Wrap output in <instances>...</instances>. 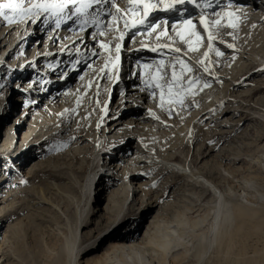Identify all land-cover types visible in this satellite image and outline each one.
Wrapping results in <instances>:
<instances>
[{
	"label": "rangeland",
	"instance_id": "rangeland-1",
	"mask_svg": "<svg viewBox=\"0 0 264 264\" xmlns=\"http://www.w3.org/2000/svg\"><path fill=\"white\" fill-rule=\"evenodd\" d=\"M27 1L25 0L23 4L24 8L28 7ZM261 1L264 0H242L243 4L241 2L226 4L225 8L237 7L236 9L242 10V6H244L243 9L248 12L250 5L252 10L255 8V12L248 13L249 16L258 11H262L264 14V2ZM6 2L8 0H0V3ZM5 12L8 14V10ZM216 13V8L209 12L211 17L215 16ZM156 15L159 16L157 18H161L163 14L157 13ZM29 16L33 18L34 15L17 16L11 23L0 17L3 27L10 29L13 25L16 27L18 24L17 27L20 32V35L18 33L13 34L15 38L13 42L6 40L0 46L4 49V53L0 55V68H3L0 70L1 264H57V262L71 264L73 259L78 264H96V261L103 259L104 254L110 253L115 245L125 243L123 239H116V236L118 238L132 237L135 241H141L150 222L158 216L163 221H168L169 213L173 208L178 206L188 208L185 210H187L186 216L190 220L203 213L205 208L212 204V200L208 197L209 192L205 189L199 193L191 189L190 191L194 192V195L190 194V182L176 171H172L170 174L171 182L174 183L165 184L163 188L160 182L163 181L162 178L165 174L162 175V172L166 168L155 166V164H152L151 167L146 164L139 165V168L131 173L136 178L134 185H140L146 191L147 197L142 201L140 192H137L133 199L129 196L125 201L126 195L122 190L124 182L126 183L124 174L120 176L115 172L114 174L112 172L108 175L105 174V177H99V175L97 177L96 175L93 184L96 189L90 193L85 191V178L96 163L99 171L100 168L101 171L105 168L108 157L124 166L127 163L121 162L120 159L127 161L133 158L137 148L144 151L147 148V137L140 130L134 133H130L126 129L125 131L119 129L117 133L106 132L98 146L100 149L99 159L97 162L94 160L96 148L94 133L95 136L100 135L103 126L98 124L97 128L100 127L99 129L93 126L91 122L93 115L89 111H91L90 108L98 111L97 105L94 106L92 86L97 78L94 62L100 58L101 54L90 58L88 57L89 49L86 52H84L85 48L82 50L73 49V53L77 54V58H79L76 62L71 61L67 65H59V71L50 70L47 72V77L41 74L35 80L32 78V82L36 81L34 85L46 84L42 90L43 94L34 97L33 93H24V88L26 89L28 86L26 81L32 77L34 69L38 70L41 64L42 53L40 51L44 48V52L47 46L51 45L47 44L48 40L46 42L44 40L46 34L50 33L51 26L56 23L55 18L45 20L41 17L39 22L34 25ZM216 17H212L215 23L211 24V30H222L220 32L226 33L227 37L221 36L219 38L213 33L211 34L213 37L211 45L213 47L218 46L217 51H223L220 44L228 46L227 44L230 43H228L229 27L227 30L224 21L216 23L218 21ZM80 20V17L79 19L75 17V20L73 19L74 25L79 24ZM41 22H48L49 24L43 26ZM26 25L27 29H25ZM242 25L245 26V22ZM195 26L198 28V23ZM195 26L193 29L199 32ZM221 27L225 30L223 31ZM42 31L44 34H41ZM255 32L251 33L249 37L243 36L241 38L244 44L243 49L246 48L247 51L261 54L260 51L264 50V37L262 34L260 35L259 31ZM134 33L133 31L129 33L126 30L123 32L125 39L121 40V49L129 47L132 39L137 36V33ZM83 34L79 40L84 38ZM199 39L202 40L205 47L209 46V40L204 39L203 32L199 35ZM19 40L22 41V44H18L13 49ZM185 41L186 39H183L184 44H187ZM67 44L63 43L62 40H56L51 47L57 48L56 51L62 54L66 52ZM93 44H96L95 41ZM179 44L181 45V42ZM12 49L13 51L7 54ZM235 53L236 56L228 59H221L218 56L220 63H217L219 65L216 69L217 74L211 73L209 61L207 63L203 59L199 61H203V67H208L209 72H204V69H200L195 61L190 60L189 62L195 63L192 65L196 66V69L187 70L188 72L185 73L180 72L182 75L179 80L200 73V75L196 74L191 77L194 78L191 92L195 91L194 94L197 95L207 93L209 89L219 91L223 85L228 84L227 89L225 88L226 95L221 100L220 105H215L216 107L213 106L214 102L211 105H205L209 98L192 100L186 96L182 100L180 99L181 104L179 103V106H187L188 109L193 101L198 110L216 108L206 110L205 115L201 111L196 112L194 108L185 111L187 114L189 112L190 115L194 111L196 112V115L190 116L192 124L197 127L194 133L197 137L195 142L188 143L186 140L176 142L173 133H176L177 127L172 124L165 131L169 137L168 145L173 144L167 153L174 156L175 161L183 163L186 168L192 171L199 169L209 172L211 176H217L216 173L223 176V169L227 168V157L232 158L233 156L230 154L232 150L231 152L228 151L230 147L234 149L233 153L235 151L240 152L246 161L248 158L244 156V153L254 157L257 154L264 156V87H261L260 84L264 83L261 82L264 78L257 74L256 70L258 68L264 69V56L262 59L254 57V62L259 63L255 67L254 62L247 64L248 61L245 62L243 59L244 68L238 69L239 65L236 64H240L242 61L239 59V53ZM32 54L34 55L32 56ZM197 55H201V53L197 52ZM185 56L188 59L191 58L187 54ZM4 58L7 63L4 62ZM90 63L91 67L88 66ZM108 65L110 67L106 68L105 73L101 75L97 90L99 91L97 95L99 103L105 98L103 107L106 109L103 115L110 116L112 114V117L120 115L121 119H126L128 116L126 111H133L138 115L147 112L146 105L124 100L125 91L121 90V81L113 79L115 66L112 63ZM231 68L233 71L238 70L235 76L240 82L238 85H236L237 80L228 78ZM25 73L26 76H24ZM131 73L132 66H129L124 71L123 76L125 75L128 79ZM150 73L152 71H149L148 74ZM216 75L222 76L223 79H215L214 76ZM162 76L166 78L168 74H162ZM196 77H199L198 82ZM47 80L52 81L53 84H48ZM85 80L89 82L85 85L86 87L79 91V101L73 105V96L69 95L70 98H68L67 95L64 96L63 92L79 82L86 84ZM182 80L181 84H183ZM181 84H179L180 87L179 85L175 86L173 90L178 91L180 89L182 91L184 84ZM205 84L209 86H204ZM51 91H58L59 94L56 98H53ZM54 99L55 101H53ZM61 101L68 110L65 115L64 111L57 113L52 108V104L58 106ZM117 103L121 104L117 106ZM219 108L220 110L216 111ZM224 108H228V111L225 112V116L228 118L226 121L225 117L221 116L222 114L218 118L215 116ZM229 109L231 110L229 111ZM201 113L202 117H198ZM166 116L171 121L177 119L175 112H170ZM105 121L108 123L110 120L107 118ZM228 133L230 134L227 137ZM258 134L260 139L257 137ZM74 138H83L84 141L74 145ZM168 145L165 144V147ZM197 146L198 149L195 151ZM92 151L93 155H90ZM246 163L235 162L232 169L234 172L224 176L229 181L230 191L234 193V203H238L240 187L248 183V192L254 196L253 202H256L259 207L257 215H264V201L261 202L257 198L259 195H264V169L262 168L260 171L255 164L248 167ZM129 176H127V181L130 179ZM114 180L115 184L111 190L117 191V195L114 196L116 202L113 211L109 213L106 211V213L109 195L112 191L102 188V186ZM244 181L246 183H242ZM252 184L255 189L250 188ZM162 193L163 197L160 199L159 196ZM256 224L255 222L252 223V225ZM258 225L260 227L259 238L250 236L252 230L250 226H242V232L233 238H223L219 250H213L210 255L209 253L205 254L200 264H264V219L263 225L260 223ZM206 228L207 224L195 227L192 230L194 237L184 238L188 244L186 246L188 254L182 255V249H177L175 251L176 260L171 261V264H196L194 254L201 245L199 235L202 232L207 233ZM226 249L227 252L225 253Z\"/></svg>",
	"mask_w": 264,
	"mask_h": 264
},
{
	"label": "bare ground",
	"instance_id": "bare-ground-1",
	"mask_svg": "<svg viewBox=\"0 0 264 264\" xmlns=\"http://www.w3.org/2000/svg\"><path fill=\"white\" fill-rule=\"evenodd\" d=\"M204 1L205 0H201V2ZM241 1L242 0H226V1L216 0V3L211 4V7L209 9L210 10L209 12H211L213 8H216L217 9V13H216L217 15L215 14V16H217L216 19L219 22L224 21L223 23H225L226 29L227 27H229L228 32L230 36H228V43L230 42L229 44L233 46L232 48H229L228 46H226V44L225 45L220 44L222 46L221 50L223 51H219L222 53V55H220L219 57L221 59H226V58L228 59L231 57L233 58L234 55L236 54L235 52H238L239 59L240 61H242L240 64L238 63L236 64L239 65L238 69L244 68V61L245 62L248 61L247 64H249L255 61L254 57H258V59L259 58L262 59V57L264 56V50L263 51L261 50L260 51L261 54H259L254 51H247L246 48L243 49L244 44L243 41L241 40L243 36L249 37V35H251V33H254L255 31L257 32L259 31L260 35L262 34L264 37L263 12L258 11L254 15L249 16L248 13L251 14L254 13L255 8H253V10L250 11L248 9L247 10L248 12H246V10L243 9L245 8L244 6H242L243 7L242 10L236 9L237 7L225 8L226 4L238 3ZM30 2L31 0H28L26 4H28L29 6ZM113 2L116 4V7L120 9L119 12L116 11V8H111L110 10L112 12V15L107 16L106 13L109 11V8L106 7L103 8V10L100 12L99 15H95L93 10L89 9L88 14L82 16V19L87 18L88 21L87 24H85L84 27L78 31L77 28L81 26L80 24L74 25L73 19L75 20V16H73L71 19H67L66 17L62 18L59 26H57L56 23L52 25L51 31L50 33H48V35L46 34V39L44 41L46 42V40H48L47 44L52 45V43L55 42L56 40H62L63 43H68L65 47L66 52L61 54L59 53V51L58 52L56 51L57 48L53 49L51 45H48L44 52H43L44 50L43 48L40 51L42 53V57L41 60L39 59L41 61L40 65L38 63L39 69L38 70L34 69L35 71L33 72L32 77L28 79L26 82H28L29 85L33 81L32 78L35 80L36 78H39L41 74L47 77L48 71L53 69H55V71H59V65H67L71 63V61L76 62V60H78L79 58H77V54L75 55V53H73V49L82 50L85 48L84 52H86L87 49H89L88 57L90 58L95 56L93 55V53L101 54L99 56L100 58H98L94 62L96 64V67L95 66L94 67L97 70V73L96 72L94 73H96L97 78L93 82V86H92L94 102H95L94 106L97 105L98 111H95L92 108H90L91 111H89L93 115V119L91 120L93 126H96V128L98 124L103 126L102 129L100 130L101 132L100 135L95 136L94 133V139L96 141L94 160H96V162L98 161L97 159H99V155H100V151H99L100 149L98 148L99 143L104 137L105 133L110 131H111L110 133H117L119 129H124V131L126 129L128 132L134 133L137 132V130H140L142 133H145V136L147 137V148L145 150L143 149L144 151L139 150L140 148H137V150H135V155L133 156V158H130L127 161L123 160L122 158L120 159L121 162L124 163L126 162L128 165L125 164L123 166L119 164L120 162H114L113 160H111V157H109L108 161L106 160L107 162L105 164V168H103L102 171L100 168L99 171V169H97L98 166L96 163V165L93 166V169L90 170V172L87 174L85 178L84 181L85 191L90 193L96 189L95 186L93 187L96 175L97 177L98 175L99 177L100 176L105 177V174L108 175L110 172L114 174L115 172V174H119L120 176L124 174V180H126V183L124 182L123 185L124 188L122 190L123 193L126 195L125 201L129 196L133 199V197L137 194V192H140V198L142 201L147 197L146 191L143 190L142 186L134 185L136 178L133 177L135 175H132L131 173L134 172V170L136 171L139 168V165L146 164L148 166L150 165L151 167L152 164L153 165L155 164V166L156 165L158 167L163 166L167 169V170L165 169L162 172V175L165 174L162 178L163 181L160 182L163 188L165 184L170 185L174 183L171 182L172 178L170 177V174L172 171H176L180 173V175L184 176L185 180H188L190 182L189 184L190 194L194 195L195 191L202 193L206 189L209 192L208 197L209 199L212 200V204L206 207L203 213L198 214L197 216H195L194 219L191 220L188 218V216H186L187 210L185 209L188 208H185V206H178L177 208H173L169 213L168 221H163V219H160L159 216L155 217L147 227L146 232L141 241H135L132 239V237L118 238V236H116V239H123L125 243L115 245L112 248L111 252L104 254V256L102 257L103 259L97 260L96 264H171V261L176 260L175 251L177 249L179 248L182 249L183 251L182 255L188 254L186 248L188 244L186 243L184 238H189L190 236L194 237L192 230L195 227L201 226L202 224H207V228H206L207 233L202 232L199 235L201 238V241H199L201 245L200 247L197 246L199 249L194 254V257L196 258V264L201 263L205 254L209 253L210 255L213 252V250H219L223 238H233L238 233L242 232V226H247V225L250 226L252 228L250 232V236L254 238H259L258 232H260L259 231L260 227L258 224L260 223L263 225L264 215L263 214L257 215L259 207L256 202H253L254 199L252 198H254V196L251 195L250 192H248V188H247L248 183H246V181L242 182L246 184L240 187L241 191H240V195L238 196V203H234L233 200L234 193L230 191V187L228 185L229 181L224 175L234 172V170L232 169L234 167L235 162H244V163L247 162L246 164L248 165V167L251 164H255L257 168H259L261 171L262 168L264 169L263 155L261 156L257 154L254 157L244 153V156L248 158L246 161L244 157H242V154L240 152L235 151V153H233L234 149L230 147L228 151L231 152L232 150L230 154L233 156L232 158L227 157L228 159V162L226 164L227 168L223 169L224 175L222 176L221 174L216 173L217 176H213V175L211 176L209 172H205L204 170L200 171L198 169L197 171L196 170L192 171L186 168L183 163L175 161L174 156H172L170 153H167L169 151V148L173 144L168 145L169 137L166 135L165 131L167 130L168 127H170L171 124L177 127L176 133L175 134L173 133V138L176 142L182 140L183 142L184 140H186L188 141V143L195 142L197 137L194 135V133H195V129L197 130V127H195V124H192L190 118L196 115L197 111L198 112L201 111L205 115L207 113L206 110L216 109L215 105L218 104L220 105V103L222 102L221 100L226 95L225 88L227 89L228 84L226 86L223 85L221 87L222 89L219 91H215V90L213 91L212 89L211 90L209 89L207 93L204 92L198 95L194 94L195 91L191 92V88L193 87L189 86V84L187 83L189 78H184L183 80L181 79L182 83L184 84V89L182 91H180L179 88L178 91L173 90L175 89L174 88L175 86L181 84V80H179V78L182 74H180V72L185 73L188 69H193L192 64L195 63L199 66L200 69H204L203 65L199 61L201 59H203L204 62L207 61V63L209 61V64L211 66L210 67L211 73L217 74L216 69L219 66L217 63H220L219 57L216 55L218 46L217 47L215 46L216 48L213 46H211V48L209 46L205 47V45L202 44L203 43L202 40L199 39V35L201 34V32H203L204 39L209 40L208 39L209 34L214 33V35L219 36V38L221 36L226 38L227 37L226 33L220 32L222 30H214V31L211 30L212 29L211 24L214 22V19H212V17L215 16L211 17L209 12H208L209 15L205 14V12L203 14V17L205 19V24H201L199 21H196L193 14L190 17L191 19L189 18L190 21L192 22L191 26H188L185 24V22H181L180 19H177L178 17H180V15L187 14L188 8L190 10H194L196 5L198 4L196 1L195 3H188L186 0L185 3L176 5L171 10L172 17L170 19H165L166 21H168L167 25L159 26V28H157V30L153 33L146 32L145 34H138L135 38L132 39L131 43L129 44V47L121 49L119 53L120 61L115 64L113 79H117V81L119 80L121 81L122 84L121 90L125 91L124 100L130 101V103L138 102L144 104V106L146 105L147 112L138 115L137 113L135 114L133 111L132 112L126 111L128 114L126 119L125 118L121 119L120 115H115L114 117H112V114L110 115L111 117L109 115L105 116V114L103 115L106 109L103 107L105 98L102 99L101 103H99V99L97 98V95L99 94V91H97L99 80L101 79V75L105 73V69L110 67V65L108 64L110 63L113 64V62L115 61V58L117 56L115 46L117 43L121 44V40L119 39L121 34H123L125 30L129 33L134 31V28H125L124 25L125 19L127 20H131L133 18L142 19L141 16L143 14L142 4L139 6H133L128 3V0H113ZM150 2L156 4L160 2V0H150ZM241 4L243 3L241 2ZM132 11L137 12L138 15L136 17H133ZM159 13L161 14V12ZM228 13H232V15L229 16ZM162 14L163 15H161V18L159 19H164L163 18L164 13ZM155 16L159 17L157 15ZM93 17H95V20L99 22L98 27L96 26V24H94ZM39 20L36 23H38ZM48 22L46 23L41 22V23L43 26H46L49 23L51 24V22L49 23ZM244 22H245V26L242 25V23ZM36 23H34V25ZM197 23H198V28L197 26H195V24ZM241 25L242 27L239 30V27ZM262 25L263 27L261 28ZM14 26L15 25H13L12 28L7 29L6 27H3L2 23L0 22V46L6 40H10L11 42H13L15 40V38L13 37L14 33H18V35H20V32L17 27L19 25L16 24V27ZM139 26L140 25L138 24L136 27ZM194 26L199 30V32L193 29ZM223 28L221 27V29ZM25 29H27V25L25 26ZM224 30L225 29H223V31ZM77 32L84 33L83 36L84 38H81L79 40L80 37L76 35ZM101 32L103 33V35H100ZM206 32H208L209 34H207ZM161 33H163V35H161ZM177 33L183 35L184 39H186L185 42H187V44H184L183 40L180 38V35H177ZM192 33H196V35H193ZM41 34H44V31H42ZM94 41L96 44H93ZM180 42L181 45L179 44ZM20 43L22 44L21 40L17 41L13 49H15L16 46ZM101 43L108 45V49L100 48ZM216 44L219 43L216 42ZM97 48H99V50H97ZM177 48L180 49V52L178 53L174 51V49ZM13 49L8 51L7 54L13 51ZM148 49H155L156 52L159 51L164 52L165 55L162 56L161 60H163L164 58L165 64L170 65V67L172 68V70L170 71V73L166 78L162 76L163 74V72H161L162 69H151L149 67L150 64L149 60H147V58H144V52L147 51ZM197 52H200L202 57L201 55H197ZM205 52L208 53L206 57L204 55ZM3 53H4V49L2 47L0 48V55ZM185 54L191 56V58L188 59L185 56ZM33 55L34 54H32V56ZM32 56H30V59H32ZM167 58H171V59L166 60ZM189 60L195 61V63L189 62ZM137 61H139L141 65L137 66L136 71L134 73H133L134 69H132V73L127 79L125 75L123 76L124 71L127 70V67L133 65ZM180 61H184V64L185 65L187 64V67L181 65ZM4 62L7 63L5 58H4ZM38 65L36 64V66ZM89 65H91V63L88 64V66ZM256 65H259V63L258 62L255 63L254 67ZM194 68L196 69V66H194ZM117 70L118 73L116 74ZM256 70H257V74L262 75V77L264 78V69L258 68ZM149 71H152V73L148 74ZM237 71L238 70L233 71V68H231L230 73L228 72L230 74L228 75V78L230 80L233 79L234 81H236L237 79L235 78V76L237 74ZM29 72L32 73V71ZM173 72H175V79L173 78ZM24 76H26V73L24 74ZM214 77L215 79H221V78L223 79V77L220 75H216ZM85 81L86 84H81L82 82H79L74 87H70L63 92L64 96L67 95L68 98H70L69 95L73 96L72 97L74 103L73 105H75L79 101L78 98L79 91L83 87H86L85 85H87L89 82L88 80ZM35 82H33L32 87L29 90L24 88L25 90L24 93L25 92H28V94L33 93L34 97H38L40 94H43L42 90H44V86H46V84L44 85L37 84L38 85L37 86L34 85ZM47 82H49L48 84L50 83L53 84V82L50 80H47ZM261 82H264V79H262ZM238 84H240V82L237 80L236 85ZM260 84L261 87H264V83H260ZM157 85H159V87H157ZM51 93L53 98H56L57 94H59L58 91L57 92L51 91ZM182 94L184 95L182 96ZM186 96L187 98L192 100H195L196 98L197 99L201 98V100H204L205 98H209L208 101H206L205 105H211L214 102L213 106L215 107H211L209 109L203 108L198 110L195 107L196 105L193 103L194 101L190 104L191 107L189 109L187 108L186 105H185L186 107L179 106L180 101ZM53 101H55V99ZM120 104L121 103H117V106H119ZM52 108H54L57 113H61V111H64L65 112L64 115L68 112L63 101H61L58 106H53L52 104ZM192 108H194L196 112L194 111L192 115H190V113L188 112L189 114L188 115L185 111H187V109L190 110ZM219 110L220 108L217 109L216 111ZM230 110L231 109H229V111ZM226 111H228V108H224L223 111L218 112L217 114L215 113L216 114L215 116L218 118L222 114L221 116H224L226 121L228 120V118L225 116ZM170 112L173 113L175 112V114L177 115V119L175 121L169 120L168 117L166 116ZM198 117H202V113ZM107 118H109L110 120L108 121V123L105 121ZM104 121L106 122V124L104 123ZM131 127L132 128L134 127V129H132ZM229 134L230 133L227 134V137L229 136ZM257 137L259 139L261 138L259 134L257 135ZM74 140H75L74 145L80 144L82 141H84L83 138L81 139L74 138ZM165 144H167L168 147H165ZM197 149L198 146L195 147V151H197ZM90 155H93V151L90 153ZM118 169L121 170L119 171ZM237 170L239 171L240 169ZM246 171H248V169H246ZM129 174H131L132 177L129 176ZM127 176L130 177L129 181H127ZM114 184H115V180L112 182L110 181V183H108L105 186H102V188L111 190ZM250 188L255 189L253 184L250 186ZM191 189L194 190V192H191L190 191ZM111 191L112 192L109 195L110 198L109 203L105 210V212L107 211L108 213L113 211L114 204L116 202V198L114 196L117 195V191L115 190H111ZM159 197L161 199L163 197V193ZM257 198L261 200V202L264 201V195H259ZM38 202H43V201H38ZM253 222L257 224L252 225ZM226 252L227 249L225 250V253ZM71 261H72L71 264H78L74 259ZM57 264L60 263L57 262Z\"/></svg>",
	"mask_w": 264,
	"mask_h": 264
},
{
	"label": "snow or ice",
	"instance_id": "snow-or-ice-1",
	"mask_svg": "<svg viewBox=\"0 0 264 264\" xmlns=\"http://www.w3.org/2000/svg\"><path fill=\"white\" fill-rule=\"evenodd\" d=\"M186 0H172V3H166V0H161V3L165 4V7L161 10L163 11H171L176 5L185 3ZM188 3H192L193 0H187ZM25 3V0H8L6 3H0V17H3L7 22H13L17 16L23 17L27 14H33L35 18H32V16H29V19L32 23H36L42 16L45 20H48L50 18H55V22L57 26L60 25L61 19L66 17L67 19H71L73 16L77 17L79 19L80 16H84L88 14V10L92 9L95 15H99L100 12L103 10V8H109V11L106 13L107 16H111V8H116V11L119 12L120 9L116 7V4L113 2V0H31L29 3V6L27 8L23 7V4ZM128 3L133 6H139L143 5V17L147 18L149 16V13L151 11L156 10V5L151 3L150 0H128ZM95 6V7H94ZM5 10H8V14H6ZM131 11V9H130ZM138 15L137 12L132 11V16L136 17ZM229 16L232 15V13H228ZM87 20H84L81 24V28L84 27L85 24H87ZM93 22L96 24V26H99V22L95 20V17H93ZM144 19H136L133 18L131 20L125 19L124 25L125 28H136L138 24H143ZM201 24H205V19L203 16H201L200 19ZM216 23H219V21H216ZM185 24L188 26L192 25V22L190 20H186ZM150 28H155V24L150 25ZM193 35H196V33H192ZM100 35H103L101 32ZM163 35V33H161ZM177 35H180V38L183 40L184 37L182 34L177 33ZM120 40H124L125 36L124 34H121L119 37ZM209 47L211 48V41L213 39L212 35L209 34ZM116 52L117 56L115 58V61L113 62V66H115L116 63L120 61V51H121V44H116ZM167 47V46H165ZM229 48H232L233 46L231 44L228 45ZM100 48L108 49V45L101 43ZM155 51V49H152ZM175 52H180V49H174ZM93 55H98L97 53H93ZM205 57L208 55L207 52H205ZM217 56L222 55L221 52H216ZM181 65L184 67H187V65L184 64V61H180ZM201 64H203V61H200ZM91 67V65H89ZM191 71V69H188ZM204 72H209L208 67H204ZM173 78L175 79V72H173ZM198 82L199 77L195 78ZM189 86L193 84V78H189L187 81ZM204 86H209L205 84ZM159 87V85H157ZM23 182V181H22Z\"/></svg>",
	"mask_w": 264,
	"mask_h": 264
}]
</instances>
